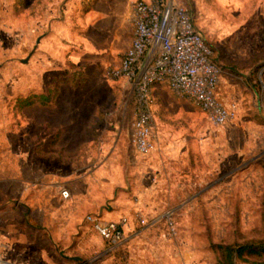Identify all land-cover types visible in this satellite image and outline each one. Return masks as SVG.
<instances>
[{"label":"rangeland","instance_id":"374dc122","mask_svg":"<svg viewBox=\"0 0 264 264\" xmlns=\"http://www.w3.org/2000/svg\"><path fill=\"white\" fill-rule=\"evenodd\" d=\"M50 3L0 0V107L12 121L22 94L20 77H33L28 56L39 34L37 20ZM185 3L220 64L228 103L238 104L236 117L214 126L192 104L171 100L164 107L155 100L156 149L140 155L130 142L129 87L122 92L119 80L107 81L105 67L98 78L95 70L88 75L80 65L61 63L42 84L61 83L62 96L72 88L82 103L59 140L67 150H59L56 159H42V168L55 174L51 193L40 194L32 183L0 182V248L6 261L216 264L217 245L264 238V0ZM164 122L187 132L174 153L166 151ZM10 140L19 142L16 135ZM24 170L32 178V169ZM63 188L69 191L66 199L59 193ZM113 210L133 222L125 241L115 246L86 220L88 214ZM168 218L175 225L173 235Z\"/></svg>","mask_w":264,"mask_h":264},{"label":"crops","instance_id":"0c3cea01","mask_svg":"<svg viewBox=\"0 0 264 264\" xmlns=\"http://www.w3.org/2000/svg\"><path fill=\"white\" fill-rule=\"evenodd\" d=\"M134 1L52 0L48 13L38 17L39 34L36 45L28 56H31L29 60L32 61L31 65L34 68L33 77L30 81L25 75L20 77L19 81L22 84L20 95L31 91L44 92L50 85L56 86L58 93L52 104H32L21 108L16 114V120L13 121L9 118L8 111L0 107V152H6V156L3 153L0 155V162L5 161L2 163L3 167L0 165V175L4 177H0V182L6 180L22 184L32 183L37 186L35 189L40 194L42 190L51 193L55 174L42 168V159L46 157L56 159L57 155L54 153L61 148L67 150L65 146L59 144V140L66 124L76 116L77 104L80 101L82 103V98L72 94L70 87L68 90L70 95L62 96L59 90L61 83L49 81L43 85L41 79L44 75L56 74L61 63L80 65L88 75L93 74L92 70H95L99 72L98 78L106 65L118 63L133 37L131 15ZM28 57L23 59L24 65ZM24 69L27 68H23V72ZM72 81L73 78L67 85L71 86ZM119 82L122 92L128 87L132 91L125 79H119ZM153 95L155 100L164 102V107H167L171 100L191 105L189 101L175 97L166 84L154 86ZM219 95L224 102H228L229 97L220 85ZM57 130H60V134L52 145L53 135ZM13 135L17 136L19 142L14 143L10 140V136ZM186 135L187 132L182 127L173 128L168 122H164V142L168 143L166 151L176 152L183 141V136ZM26 139L29 140L28 143ZM15 151L14 156L7 153ZM24 168L32 169V178L28 177ZM100 214L104 219L113 220L125 215L121 210L101 211ZM128 218L133 225L130 216Z\"/></svg>","mask_w":264,"mask_h":264},{"label":"built area","instance_id":"2783aa9c","mask_svg":"<svg viewBox=\"0 0 264 264\" xmlns=\"http://www.w3.org/2000/svg\"><path fill=\"white\" fill-rule=\"evenodd\" d=\"M131 21L133 37L116 64L103 70L107 81L125 79L131 86V135L135 152L148 155L156 149L154 132L153 88L166 84L177 98L189 101L203 111L214 126L231 122L237 114L236 101L224 102L219 95L221 68L214 58L212 47L196 29L184 0H135ZM62 198L69 197L66 188ZM141 223L145 219L138 216ZM86 220L104 239L115 246L125 241L132 229L127 215L118 219H104L100 213H91ZM169 235L175 234V225L167 219ZM0 264H12L2 256Z\"/></svg>","mask_w":264,"mask_h":264},{"label":"trees","instance_id":"16d2710c","mask_svg":"<svg viewBox=\"0 0 264 264\" xmlns=\"http://www.w3.org/2000/svg\"><path fill=\"white\" fill-rule=\"evenodd\" d=\"M57 93H58L57 87L54 85H50L48 89L44 92L31 91L25 95H19L16 98V104H17L16 113L21 108L28 105L52 104ZM59 131L60 130H57L54 133L52 145L57 140L60 134ZM62 149L63 148H61L60 150ZM57 153H54V155L58 156ZM216 248L219 251L216 264H264V238L262 240L250 241L239 244H224V245L219 244L216 246ZM248 257L249 258L252 257V261H249Z\"/></svg>","mask_w":264,"mask_h":264},{"label":"water","instance_id":"95a60500","mask_svg":"<svg viewBox=\"0 0 264 264\" xmlns=\"http://www.w3.org/2000/svg\"><path fill=\"white\" fill-rule=\"evenodd\" d=\"M26 61V60H25Z\"/></svg>","mask_w":264,"mask_h":264}]
</instances>
